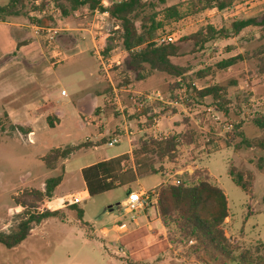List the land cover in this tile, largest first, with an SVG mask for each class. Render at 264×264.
<instances>
[{"label": "rangeland", "instance_id": "rangeland-1", "mask_svg": "<svg viewBox=\"0 0 264 264\" xmlns=\"http://www.w3.org/2000/svg\"><path fill=\"white\" fill-rule=\"evenodd\" d=\"M42 1L48 5L36 11L34 8L40 7ZM8 2L0 0V6ZM191 2L167 0L161 5L153 1L157 11L176 5L182 13L181 20L165 22L158 37L174 35L180 40L206 26L231 31L234 21L264 13V0H235L226 11L210 9L198 14L193 13ZM11 22L29 26L34 23L43 29L34 35L43 55L30 61L21 60L19 54L0 53V232L14 231L23 218L24 209L15 201L19 194L24 190H44L48 179L60 175L63 180L52 200L78 203L85 211L84 221L101 226L108 220L109 207L119 213L117 204L127 199L128 187L90 197L80 170L128 152L132 145L135 149L142 139L194 132L193 144L180 147L174 161L153 159L155 169L162 168L165 176L159 173L145 176L140 185L152 189L163 181L174 183L184 173L206 170L228 199L227 236L242 247L264 242V151L235 149L233 146L241 138L233 139L230 133L231 125L240 123L246 138L264 137V129L252 121L257 114H264V75L259 73L258 61L253 58L227 70L217 68L222 60L251 55L262 43L258 27L246 28L229 39L214 40L204 50L194 51L193 42H185L182 56L173 59L190 69L185 89L188 84L196 89L209 85L227 89L230 104L225 115L214 109L211 98L197 101L192 90L174 88L178 80L167 74L147 69L144 78L139 79L123 63L126 52L120 34L115 32L119 24L108 15L84 8L65 16L53 0H38L28 2L21 15L0 19V29L8 30L9 25L3 23ZM7 37L4 36L2 47L12 50L14 45L10 42L8 45ZM106 48L110 50L106 52ZM209 68L211 74L199 78L198 72ZM62 91L67 97H60ZM99 92L101 96L95 98L100 105L91 110L83 99ZM157 102L161 108L151 111L157 117L150 126L147 118L138 114L143 104L153 107ZM36 106L41 109L32 122L25 110ZM55 108L61 110L60 115L53 113ZM164 108L168 112L161 116ZM172 108L177 114L173 115ZM114 137H119L120 143L109 147L108 142ZM84 143L88 146L73 153L67 161L60 160L54 170L48 169L42 160L53 148ZM231 167L250 175V194L235 185L229 175ZM63 212L64 220H47L20 246L8 249L0 245V264H121L107 260L98 247L100 244L89 241V233L79 223L76 212L68 209ZM177 250L183 257L186 247ZM181 263L199 264L194 258L184 257Z\"/></svg>", "mask_w": 264, "mask_h": 264}, {"label": "trees", "instance_id": "trees-1", "mask_svg": "<svg viewBox=\"0 0 264 264\" xmlns=\"http://www.w3.org/2000/svg\"><path fill=\"white\" fill-rule=\"evenodd\" d=\"M38 0H9L0 6V19L19 16L26 9L27 3ZM155 0H123L113 2L109 6H102V0H53L62 14L68 16L82 9H88L92 13L99 11L119 24L122 48L126 55L123 63L128 69L143 79V73L148 69L150 72L164 73L175 78L178 82L174 85L177 90L193 92L195 99L204 100L211 98L214 109L217 112L228 115L230 104L227 98V89L219 85H209L202 89H196L191 84L184 88L189 80L190 69L174 62V58L182 56L183 43L192 41L194 51L204 50L205 46L214 40L229 39L232 35H239L244 29L258 27L261 31L262 43L247 58L237 55L222 60L217 64L219 70H227L230 67L243 62L248 58L258 61V70L264 75V13L260 17L240 19L232 23L231 31L222 28L216 30L212 26H206L197 33L178 40L175 43L159 44V31L164 28L165 22L170 23L182 19V13L178 6H170L156 10L153 3ZM161 5L167 0H157ZM235 0H192V11L195 14L216 9L219 12L231 8ZM47 3H41L36 11L45 9ZM162 17L160 19L159 17ZM38 24L42 22H37ZM110 49L106 48V52ZM211 74V69L198 72L199 78ZM178 103V99H175ZM161 108L157 102L152 106L142 105L139 116H145L151 126L156 114L151 111ZM174 109V108H172ZM167 109L160 112L161 116L167 113ZM173 115L176 110L171 111ZM51 128L54 124L51 118L47 119ZM253 123L260 129H264V114H257ZM241 124L231 125V135L241 141L233 147L237 150L242 148L259 149L264 151V137L248 139L241 130ZM2 130L0 124V131ZM194 132L185 134H173L165 138H148L140 140L139 146L133 149L132 159L125 154L116 158L98 162L81 170L85 183V189L90 197L98 196L112 191L117 187L127 186L128 195L133 192L140 177L161 174L165 172L155 169L153 159L159 161H174L178 149L182 146L193 144ZM232 146V141L228 140ZM86 143L65 148H53L42 157L48 169L54 170L60 160H68L71 155L84 147ZM229 175L236 186L245 193L250 194L252 180L249 174L235 167L229 169ZM63 177L57 176L48 179L44 190H24L16 198V204L24 209V216L17 228L10 232H0V245L8 249L20 246L32 233L34 226L42 222L57 218L64 220L63 209L74 211L81 226L90 228V224L84 221V209L78 203L52 200L56 188L61 184ZM180 183L160 184L154 189V206L157 215L167 232V239L173 250L186 247L184 258H194L199 264H264V242H258L255 246L242 247L233 242L227 236L226 220L229 218L228 199L224 189L217 183L206 170H196L193 174L184 173L179 177Z\"/></svg>", "mask_w": 264, "mask_h": 264}, {"label": "crops", "instance_id": "crops-1", "mask_svg": "<svg viewBox=\"0 0 264 264\" xmlns=\"http://www.w3.org/2000/svg\"><path fill=\"white\" fill-rule=\"evenodd\" d=\"M3 24L7 26L9 25L10 28L8 30L0 29L1 54L8 55V53H12L16 56L19 54V58L21 60L30 61L39 58L40 55H43V51L38 48V45L40 46L38 37L34 36L37 35L36 28H38L34 23L31 24V26L23 25L17 22ZM4 36H8L6 41H8V45L9 42L13 44L14 49L5 50V48L2 47V44L4 43ZM19 43H21V45L18 47ZM101 94L102 93L100 92L95 94L91 93L83 100L86 103H89L91 110H94L100 105L95 97L101 96ZM56 97L59 98V94H57ZM60 97H67V93L65 96L60 95ZM79 104H82L81 100ZM40 109V106H36L33 109L25 110L27 114H29L32 122L36 121V116ZM55 109L56 110H53V113L60 115L61 110L58 108ZM79 111H81V109ZM92 120L94 121L95 119ZM133 149L134 147L132 145L128 152L120 153L101 161L116 158L125 154L129 155L132 159ZM96 163L98 162L92 163L86 167ZM143 177H140L137 183L132 186L133 189L136 188V191H152L160 184L166 182H160L153 186L152 189H144L140 185V179ZM125 201L117 204L119 213L114 212L115 210L113 209V206L109 207V211L106 212L108 220L101 226L90 224V228L86 227V231L89 233V241L100 244L98 247L103 251L107 260L116 261L121 264H182L181 260L183 257L178 255L180 250H173L169 244L166 229L163 227L157 215L154 204L144 206L131 212L123 206ZM46 221L35 226L31 235L35 233L37 227L41 226ZM110 247H114V249H109Z\"/></svg>", "mask_w": 264, "mask_h": 264}, {"label": "built area", "instance_id": "built-area-1", "mask_svg": "<svg viewBox=\"0 0 264 264\" xmlns=\"http://www.w3.org/2000/svg\"><path fill=\"white\" fill-rule=\"evenodd\" d=\"M123 0H102V6L106 7L109 6L113 2H122ZM97 14H101L99 11H95ZM103 16H106V14H101ZM42 28H36L37 34H39V31H42ZM179 38H175L174 35H167V36H160L156 39V41L160 44H170L175 43L178 41ZM62 96L66 95L65 91L61 92ZM160 97V96H159ZM120 143L119 137H114L108 142L109 147L116 146ZM180 180H176L174 184H179ZM154 191H133L128 195L127 200L124 203V207L128 209L129 211L133 212L139 208H142L144 206H150L155 203L156 199L154 198Z\"/></svg>", "mask_w": 264, "mask_h": 264}]
</instances>
